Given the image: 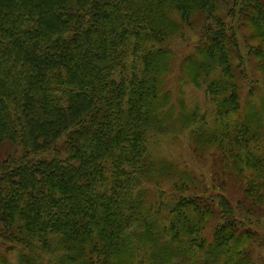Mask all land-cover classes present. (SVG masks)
<instances>
[{
    "label": "trees",
    "instance_id": "16d2710c",
    "mask_svg": "<svg viewBox=\"0 0 264 264\" xmlns=\"http://www.w3.org/2000/svg\"><path fill=\"white\" fill-rule=\"evenodd\" d=\"M0 264H264V0H0Z\"/></svg>",
    "mask_w": 264,
    "mask_h": 264
},
{
    "label": "rangeland",
    "instance_id": "374dc122",
    "mask_svg": "<svg viewBox=\"0 0 264 264\" xmlns=\"http://www.w3.org/2000/svg\"><path fill=\"white\" fill-rule=\"evenodd\" d=\"M201 33V27L199 25H194L192 28H187L186 33L184 34L186 39V44H179L180 39L183 35L178 36L175 39L174 42V52L176 54L175 57V64L173 66V73L171 74L169 78L168 88L172 91L173 94L177 95L180 90H183L186 92V98L185 100L186 104H192L196 98V96L201 97L202 94L198 93V91L193 87L189 86L188 88L183 87V83L181 81L182 78V63L186 56L194 52V47L198 43ZM238 38H239V44L241 48V53L243 54L244 60L246 61L248 59V62L251 63L252 66L248 65V68L250 69V75H256L258 73V59L254 58L253 55L248 54V50L246 48V45L249 40H251V36L248 32H242L240 34V30H238ZM197 94V95H195ZM182 162H185L186 164L192 166L197 173H199V176H202L207 180V183H210L208 174L205 172L204 168H202L203 164H200L195 161L193 156L191 155L188 145L184 144V157L180 159ZM210 192L211 185H210ZM226 195H228V192H226Z\"/></svg>",
    "mask_w": 264,
    "mask_h": 264
}]
</instances>
